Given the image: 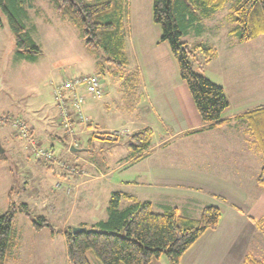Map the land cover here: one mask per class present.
I'll return each mask as SVG.
<instances>
[{"label":"crops","instance_id":"obj_1","mask_svg":"<svg viewBox=\"0 0 264 264\" xmlns=\"http://www.w3.org/2000/svg\"><path fill=\"white\" fill-rule=\"evenodd\" d=\"M221 9L199 19L190 28L197 27L200 32V39L191 44L203 42L204 21ZM228 17L231 25L226 31L222 32V29L219 34V30L216 32L219 26H215V39L207 41L213 48V55L199 68L204 75L223 86L229 100L221 124L210 125L201 120L190 90L180 77L170 45L160 41L161 34L158 40L150 43V49H144L139 55L134 49L135 68L131 67L130 71L139 72L137 88L141 99L133 111L125 109L121 112L119 127L100 117L102 107L109 108L111 96L103 81V96L100 99L88 97L84 104L91 122L88 125L76 123L77 136L80 141L86 137L89 145L100 148V160L95 159V153L91 156L75 153L81 142L73 147L59 123L58 113L54 115L53 110L52 126L45 128L43 135L47 141L37 136L35 127L23 117L42 143L50 146L56 154L71 159L70 162L76 163L84 173L65 172L59 166H46L45 163L44 169L38 167L29 152H19L21 148H29L20 145L17 132L10 124L0 121V144L4 156L8 153L1 139L16 151L17 157L21 156L22 161L36 170L40 187L46 190L44 195L49 198V213L62 219L61 227L57 228L58 232L50 233V239L54 240L55 234H59L66 244L63 231L68 225H92L106 219L111 194L122 192L150 201L157 212L176 207L182 215L198 218L205 206L215 205L222 210L217 228L206 230L178 264H242L246 256L264 260V226L259 225L264 219V188L257 182L264 166V153L260 147L264 138V103L261 99L257 101L259 94L249 91L245 85L250 66L257 70L263 64L264 47L261 43L264 34L242 42L234 33L236 25L232 10ZM129 41L133 43V37L130 36ZM125 52L130 61L127 34ZM92 73L97 72L94 69ZM250 78L256 80L257 76ZM2 104L0 116L23 112L18 108L19 104L13 105L14 102H10L11 107L7 101H0V106ZM42 124L45 125L46 121L41 120ZM145 127H150L153 132L151 146L141 155H130L127 137ZM59 128L67 145L60 141ZM114 130H125L126 134L115 139L107 138L106 133ZM97 138L106 139L107 146L100 141L95 143ZM57 141L61 143L59 148ZM57 180H60V187L56 188ZM68 188L73 192H68ZM9 192V189L1 191L4 199L1 198L0 202L2 205L7 202L5 211L9 208ZM101 198H104L106 216L95 219L91 212L98 207ZM129 204L128 199L121 202L122 207ZM42 208L45 210L46 206ZM78 208L80 211L77 212ZM19 240L14 249L19 247ZM52 254L56 256L55 250ZM61 254V264H71L67 245L66 256ZM18 262L22 263V260L12 251L7 264ZM150 264L173 263L161 257Z\"/></svg>","mask_w":264,"mask_h":264},{"label":"trees","instance_id":"obj_2","mask_svg":"<svg viewBox=\"0 0 264 264\" xmlns=\"http://www.w3.org/2000/svg\"><path fill=\"white\" fill-rule=\"evenodd\" d=\"M53 1L58 15L78 27L84 45L91 54H103L108 61L122 68L127 67L129 61L125 52V37L128 0ZM228 1L154 0L153 2V20L162 30L160 41H166L170 45L180 77L190 90L201 120L210 125L222 123V113L228 107L229 100L223 86L199 70L213 55V48L204 42L189 44L184 36L199 19L212 15ZM24 2V0H0V7L8 18L17 53L36 59L41 54V48L25 23ZM232 16L236 24L234 33L240 41H249L264 34V0H238L232 6ZM126 77L125 83L129 80L137 89L138 70H131ZM129 110L134 109L129 107ZM262 127L264 132V125ZM31 130L33 132L32 128ZM63 130L70 143L72 139H77V136L72 138L65 128ZM152 135L150 127L131 133L126 139L130 155H141L146 152L151 146ZM262 140L260 147L264 153L263 137ZM4 157V152H1L0 158ZM68 163L76 167L77 171L70 172L59 167L69 173H84L76 163ZM50 165L58 166L54 162L46 163V166ZM257 182L264 188V166L258 174ZM70 191L71 189L68 188V192ZM123 199H128L130 204L122 207ZM19 211L30 217L35 231L49 227L52 233L58 232L47 216L33 215L27 202L16 204L10 191L9 208L0 214V264H7L16 246L18 233L15 216ZM107 212L106 219H101L92 225H81L91 229L89 232L75 233L74 225L65 228L63 233L71 264H91L87 257L89 250L94 252L102 264H150L162 256L167 257L173 264H178L184 253L206 230L217 228L222 217V210L215 205L205 206L198 218L184 216L176 207L157 212L150 201H142L122 192L111 194ZM259 225L264 226V219ZM242 264H264V260L246 256Z\"/></svg>","mask_w":264,"mask_h":264},{"label":"rangeland","instance_id":"obj_3","mask_svg":"<svg viewBox=\"0 0 264 264\" xmlns=\"http://www.w3.org/2000/svg\"><path fill=\"white\" fill-rule=\"evenodd\" d=\"M24 1L25 23L42 52L36 59H30L17 53L15 38L10 29L8 18L0 7V20L2 21L0 26V101L3 103L7 101L9 106L11 105L10 102H14V106L19 104L18 108L23 111L21 114L17 112L15 116L8 117H24L35 127L36 135L47 141L43 135H45V128L52 126V110L54 115L58 113L51 94L52 82L63 81L76 74H89L94 72L95 69L106 85V90L111 94L110 106L107 110L102 107L100 117L104 121L111 122L114 127H119L121 112L125 109L129 110V107L136 109L141 99L138 88L133 87L129 80L125 83L126 75L130 72L131 67L135 68L134 49H136L138 55L144 49H150L152 45L150 43L158 40L162 32L160 25L153 20L154 0H128L126 28L127 54L130 56V61L125 68L108 61L103 54H91L84 45L78 27L58 15L53 0ZM237 1L229 0L212 18L204 21L205 33L201 32L204 43L215 39L213 34L215 26H219V28H216V32L219 30V34L222 29H224L222 31L224 32L230 27L228 14ZM234 25H236L235 22ZM198 35H200V32H198L197 27H194L184 36V39L191 44L200 39ZM130 36L133 37V43L129 41ZM207 36H210L211 39ZM258 47L260 46L258 45ZM261 47H264V42L261 43ZM176 66H178L177 63ZM167 70L171 73L174 72L172 68ZM248 70L245 85L249 91L259 94L256 97L257 101L261 99L264 103V58L263 64L261 63L257 70L253 66H250ZM253 75L257 76L256 80L250 78ZM117 88L119 91L116 90ZM17 101H19L18 104ZM1 107H3V104ZM14 109L17 108L14 107ZM41 120L46 121V124L40 125ZM6 123L10 124L9 122ZM7 129L12 130L10 127H7ZM62 132L59 128L60 141L67 145L62 137ZM77 135L78 130L76 128L75 136ZM119 136L121 135H117L115 138ZM106 137L114 139V137H110V133H106ZM18 138L17 140L21 146L24 144L25 148H29L24 140ZM77 140L80 141L78 136ZM105 140L104 138H97L94 142L98 143L100 141L101 144L107 146L108 142ZM1 142L8 154L0 159V196L2 190L9 189L16 204L27 202L33 215L44 214L51 220L55 228H60L62 219H57L49 213V198L47 199L44 195L46 190L40 187L36 170L29 166L27 162L22 161L21 156L18 155L17 157L16 151L11 150L4 140L1 139ZM80 142L79 150L75 153L88 156L95 153V159L100 160L98 155L101 151L100 148L89 145L86 137ZM57 143L59 148L61 143L58 141ZM19 152L26 154L29 152L32 162L36 163L37 161V166L44 169L45 162L42 163V161L37 160L32 155L30 148L27 150L21 148ZM62 158L68 162L71 160ZM55 187H60V180L56 181ZM71 190L73 192L72 188ZM1 198L4 199V195L0 197V200ZM103 201L104 198L103 200L101 198L98 207L91 212L95 219L106 216ZM2 203L0 202V213H3L7 207V202L3 205ZM44 206H46L45 210L42 208ZM78 211H80L79 208ZM15 227L18 233L17 242L20 235H22L19 240V247L13 249L18 254V259L22 260V263L18 262L16 264H29L30 262L31 264H61V253L66 256V244L59 234H55L53 240L50 239L51 230L49 227L36 232L31 225L30 217L20 211L15 216ZM52 250H55L56 256L52 254ZM87 257L91 264H102L92 250L87 252Z\"/></svg>","mask_w":264,"mask_h":264},{"label":"built area","instance_id":"obj_4","mask_svg":"<svg viewBox=\"0 0 264 264\" xmlns=\"http://www.w3.org/2000/svg\"><path fill=\"white\" fill-rule=\"evenodd\" d=\"M104 85L98 73L76 74L59 82H52L51 94L58 110L59 122L67 133L73 138L76 135V123L89 124L91 118L84 111V104L88 97L100 99L104 94ZM1 121L9 122L18 136L29 146L32 155L45 163L54 162L70 172L77 169L67 160L54 154L52 148L44 143L32 132L31 127L22 117L9 118L1 116ZM126 134L125 130H114L110 137ZM79 140L72 139L73 145Z\"/></svg>","mask_w":264,"mask_h":264},{"label":"water","instance_id":"obj_5","mask_svg":"<svg viewBox=\"0 0 264 264\" xmlns=\"http://www.w3.org/2000/svg\"><path fill=\"white\" fill-rule=\"evenodd\" d=\"M74 149V148H73ZM3 151V148H2V146H1V144H0V153ZM91 229H88L86 226H74L73 227V231L75 232V233H77V232H89Z\"/></svg>","mask_w":264,"mask_h":264}]
</instances>
